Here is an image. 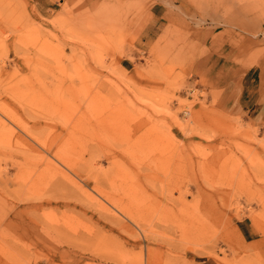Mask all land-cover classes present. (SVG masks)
I'll return each instance as SVG.
<instances>
[{"label":"rangeland","instance_id":"1","mask_svg":"<svg viewBox=\"0 0 264 264\" xmlns=\"http://www.w3.org/2000/svg\"><path fill=\"white\" fill-rule=\"evenodd\" d=\"M53 1L0 0V264H264V124L207 60L264 73V0Z\"/></svg>","mask_w":264,"mask_h":264},{"label":"crops","instance_id":"2","mask_svg":"<svg viewBox=\"0 0 264 264\" xmlns=\"http://www.w3.org/2000/svg\"><path fill=\"white\" fill-rule=\"evenodd\" d=\"M54 3L53 0H30V5L41 14H46ZM262 30L264 33V24ZM207 60L210 66L208 69L214 70L215 78L219 80L217 88L222 92V103L226 104L231 112L247 113L252 121L264 124L263 65L250 66L245 69L233 68L226 59L221 60L212 54ZM239 231L242 235L241 229ZM196 264L214 263L205 259L196 262Z\"/></svg>","mask_w":264,"mask_h":264}]
</instances>
